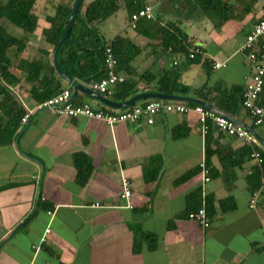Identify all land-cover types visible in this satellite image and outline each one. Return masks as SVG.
<instances>
[{"label": "crops", "instance_id": "0c3cea01", "mask_svg": "<svg viewBox=\"0 0 264 264\" xmlns=\"http://www.w3.org/2000/svg\"><path fill=\"white\" fill-rule=\"evenodd\" d=\"M61 1L67 6L74 2ZM244 1L251 9L219 27L194 0H164L155 4L153 18L141 17L160 24L175 21L186 29L194 45L201 46V59L196 63L164 48L161 34L148 38L137 32L125 8L130 33L124 28L106 37L99 23L97 26L107 40L122 33L138 46L139 53L133 59L134 79L139 80L145 70L155 79H140L137 90L123 101H115L111 94L79 79L62 80V84L76 93L80 103L110 111L156 98L193 106L200 103L192 100H202L196 93L202 86L206 87L204 92L217 85L222 89L235 83L245 87L251 64L240 48L253 24L264 17V0ZM120 2L124 5L123 0ZM146 2L140 3V8ZM229 2L237 4V0ZM56 3L37 11L36 0L35 13L45 25L40 27L37 20L23 57L53 62L49 54L52 46L42 30L50 26L47 16L53 14ZM191 23L206 25L210 44L188 30ZM15 28L12 33L23 35ZM204 58L212 65H222L212 66L207 74ZM170 69L177 71L178 82L189 87L187 91H158L156 80ZM28 87L23 80L17 94L32 107L35 101L28 95ZM146 93L173 97L142 96L127 107L111 104ZM233 118L252 127L264 140V124H253L243 107ZM177 126L182 136H174ZM22 127L11 143L0 144V264H264V175L259 177L261 165L252 156L257 151L252 145L264 150V144L253 133L252 143L213 127L204 133L192 109L161 112L151 124L140 120L113 125L97 118L68 117L39 109ZM245 145L252 150L240 163L241 156L232 151ZM223 146L228 147V153ZM78 153L88 159L82 162ZM76 159L85 167L90 162L93 165L85 182L77 176ZM201 163L209 168L208 181L204 180ZM187 173V178L177 182ZM124 181L130 190L128 197L123 196ZM195 191L201 192L202 199L212 197L214 212L207 227L187 216L189 197ZM254 194L253 208L250 200ZM39 200L46 203L44 207L38 205Z\"/></svg>", "mask_w": 264, "mask_h": 264}, {"label": "trees", "instance_id": "16d2710c", "mask_svg": "<svg viewBox=\"0 0 264 264\" xmlns=\"http://www.w3.org/2000/svg\"><path fill=\"white\" fill-rule=\"evenodd\" d=\"M143 1L123 0L127 19L130 18L132 12L140 8V3L143 4ZM194 2V4H198L201 12L212 21L215 27L221 26L231 18L240 19L251 9V4L244 0H237V4L230 3L229 0H194ZM35 3L36 0H0V20L3 17L7 20V24L0 22V144L11 143L15 139L17 131L23 130L21 119L26 108L17 94L23 80L29 84L28 95L37 103L54 97L65 88L62 84L63 79L57 74L53 62L46 63L34 57L28 59L22 55L27 45V37L32 35L37 27L38 16L35 13ZM83 5L85 8L82 11ZM72 6H67L64 1L57 2L53 14L47 16L50 26L44 28L42 34L52 46L50 55H53ZM118 8L117 0H91L86 4L82 2L65 40L59 48L58 62L61 70L67 76L91 84L105 77L104 51L107 46H111L117 60V71L125 75L122 82L114 85L111 97L115 101H123L137 90L136 85L140 79L148 81V78L153 80L155 76L149 70H145L139 74V80L134 79L133 74L136 72V68L133 59L139 53L138 46L131 38L122 33L107 40L100 32L98 23L109 17ZM8 24L22 30L23 35H16L9 31ZM135 30L148 38L161 34V45L164 48H170L174 53L183 54L190 63L199 62L201 59V52H199L201 46L194 45V38L189 36L186 29L175 21L160 24L158 20L141 18L138 20ZM191 53L192 57H190ZM202 64L207 66L205 70L209 74L213 66L211 61L204 58ZM178 77L179 74L176 70L165 71L156 80L158 91L162 93H170L174 90L187 91L189 87L180 85ZM204 88L206 87L202 86L196 91L200 99L231 117L235 116L243 107L244 87L239 83L232 84L228 89H222L217 85L207 88V91L204 92L202 91ZM72 101L76 104L80 103L76 93L72 94ZM258 103L264 105V86L259 94ZM249 116L251 117L250 114ZM251 118L254 121V118ZM173 132L174 136L183 135L180 126L173 128ZM252 146L260 153L261 174L259 177H261L264 175V150L255 145ZM223 148L226 153L229 152L228 147L223 146ZM251 150V146L246 147L245 145L233 150L232 153L234 155L239 153L241 163L242 156L250 153ZM78 155L79 159L82 158V162L83 158L88 159L83 154L78 153ZM76 161L77 176L81 182H85L93 165L90 162L85 167L84 163H79L77 159ZM187 177L188 173L181 176L177 182ZM201 197L200 191L199 193L195 191L190 195L189 204L191 207L188 211H194L203 206L207 214L212 215L214 212L212 197L210 195L205 196L204 199ZM43 204H46L43 200L38 201L39 206L44 207ZM143 235L146 238L149 237L146 233Z\"/></svg>", "mask_w": 264, "mask_h": 264}, {"label": "built area", "instance_id": "2783aa9c", "mask_svg": "<svg viewBox=\"0 0 264 264\" xmlns=\"http://www.w3.org/2000/svg\"><path fill=\"white\" fill-rule=\"evenodd\" d=\"M164 0H147V2L138 10L130 15V24L135 26L139 18H153V9L155 4ZM240 50L245 54L251 64V72L245 83L243 92V108L254 118V124H264V105L258 103L259 94L264 86V17L259 18L252 26L251 30L246 34ZM193 54H190L192 57ZM221 62H215L214 67H220ZM104 67L106 75L97 82L92 83V87L101 93L110 95L115 84L124 80V76L117 71V60L111 46H107L104 51ZM20 98V96H19ZM22 101V99L20 98ZM26 108V112L21 119V127L25 125L33 114L34 110L47 109L54 114H61L68 117L87 116L105 121L109 125H113L119 121L138 122L144 120L151 124L154 117L161 112H187L194 110L198 115V120L204 133L208 132L210 127L224 133L227 136L239 137L246 142H255L254 135L242 124L222 115L210 107L202 104L187 105L180 101L165 99H150L141 104H135L130 107L110 111L105 109H93L88 103L76 104L72 101V92L69 88H64L60 93L56 94L43 102H35L34 106L28 107L22 101ZM252 156L260 161V153L254 151ZM203 177L205 181L210 179L209 168L201 163ZM123 196H129L130 190L128 183L123 182ZM256 194L250 200V207H255ZM187 216L196 220L201 225L207 227L210 225V216L207 214L205 207H199L194 211H190ZM49 230L48 228L46 229ZM44 239V237H43Z\"/></svg>", "mask_w": 264, "mask_h": 264}, {"label": "rangeland", "instance_id": "374dc122", "mask_svg": "<svg viewBox=\"0 0 264 264\" xmlns=\"http://www.w3.org/2000/svg\"><path fill=\"white\" fill-rule=\"evenodd\" d=\"M61 0H37V7L36 10L40 11L44 8H49L51 7V4L53 2H60ZM84 1H88V0H84ZM121 0H119V8L118 10L114 13V15L109 16V18L103 20L102 22L99 23V27L100 30L103 32V34L106 37H110L112 34H114L115 32H118L120 30H123L124 28H127V32L130 33L131 29L129 27H126V19H125V7L123 5L122 2H120ZM161 10V9H159ZM41 17V16H40ZM0 22L2 24H6L7 20L3 17ZM38 23L40 25V27L42 25H45V22L43 20V18H38ZM8 27H10V25L8 24ZM39 27V26H38ZM206 25L201 24V23H191L187 26L188 30L195 35H199L200 38H206L208 40V43H211V39L209 38V33L210 30H208L207 28H205ZM13 29H16L15 27H10ZM12 30V32L15 33V31ZM143 58H146V52L143 55Z\"/></svg>", "mask_w": 264, "mask_h": 264}, {"label": "water", "instance_id": "95a60500", "mask_svg": "<svg viewBox=\"0 0 264 264\" xmlns=\"http://www.w3.org/2000/svg\"><path fill=\"white\" fill-rule=\"evenodd\" d=\"M84 0H75L74 2H73V6H72V10H71V13H70V15H69V18H68V20H67V23H66V25H65V28H64V30H63V32H62V34H61V36H60V39H59V41H58V43H57V45H56V47H55V49H54V52H53V63H54V66H55V68H56V72H57V74L60 76V78H62L63 80H66V81H72V78H70L69 76H67L62 70H61V68H60V66H59V62H58V51H59V48H60V46H61V44L63 43V41L65 40V38H66V36H67V34H68V32H69V30H70V28H71V25H72V23H73V21H74V19H75V17H76V15H77V13H78V11H79V9H80V6H81V4H82V2H83ZM142 96H157V97H169V98H171V97H173V96H166V95H163V94H160V93H146V94H141V95H138V96H136V97H134V98H131L130 100H128V101H126V102H123V103H116V102H111V104L113 105V106H118V107H127V105H129V104H131V103H133L134 102V100L136 99V98H138V97H142ZM165 99V98H164ZM185 99V98H184ZM192 101H194V102H197V103H200V104H202L203 106H206V107H210V108H212L213 110H215L216 112H218V113H220V114H222V115H225V116H227L228 118H230V119H232V120H234V121H236L237 123H240L239 121H237L236 119H234L233 117H231V116H229L228 114H226V113H224V112H222L221 110H219L218 108H216V107H214V106H211V105H209V104H207V103H205L204 101H202V100H192ZM241 124V123H240ZM243 125V124H242ZM251 133H253L261 142H262V144H264V140H262V138H260L256 133H255V131H254V129L252 128V127H249V126H247V125H244Z\"/></svg>", "mask_w": 264, "mask_h": 264}]
</instances>
